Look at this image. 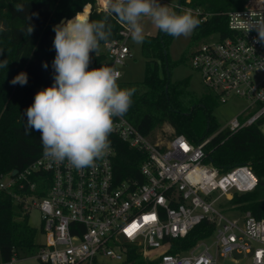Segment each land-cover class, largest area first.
<instances>
[{"label": "built area", "instance_id": "built-area-1", "mask_svg": "<svg viewBox=\"0 0 264 264\" xmlns=\"http://www.w3.org/2000/svg\"><path fill=\"white\" fill-rule=\"evenodd\" d=\"M98 1L107 10L104 0ZM260 17H264V0H247L244 9L228 14L229 35L216 34L217 41L204 43L192 53V69L222 104L236 95L258 107L244 122L234 118L221 130L235 133L264 118V45L255 42V29L247 32V25ZM120 24L121 37L105 44L108 60L100 67L121 74L131 55V35L128 25ZM217 134L197 144L184 135L154 139L124 116L117 117L110 136L146 155L141 165L143 184L117 182L116 151L110 142L106 155L83 169L67 161L53 162L43 154L15 176L3 177L0 191L13 194L27 211H40L44 242L36 258L43 264H101L104 258L126 264L132 249L156 264H222L225 260L264 264V217L230 204L238 217L228 219L218 209L227 196L230 203L234 193L254 191L259 180L248 165L223 173L205 163L206 146ZM203 223L208 225L206 237L188 250L171 252L176 240Z\"/></svg>", "mask_w": 264, "mask_h": 264}, {"label": "trees", "instance_id": "trees-1", "mask_svg": "<svg viewBox=\"0 0 264 264\" xmlns=\"http://www.w3.org/2000/svg\"><path fill=\"white\" fill-rule=\"evenodd\" d=\"M246 1L181 0L182 7L199 11L200 23L192 39L195 41L216 34L229 35L228 14L244 9ZM17 3L25 5L23 12L15 11L14 5ZM87 9L92 21L107 16V10L100 8L98 0H0V61H8L7 68H0V181L15 170L23 171L43 155L40 133H25L26 117L23 114L32 105L35 94L54 82L52 61L56 52L53 47V26L63 18L67 21ZM173 11L177 12L178 8L174 7ZM33 13H38V16ZM27 17H31V20L28 21ZM28 23L34 25L31 35L20 31ZM107 23L112 25V34L107 42L119 39L122 25L118 18L112 15ZM173 39L161 31L156 35L145 34V41L141 44V53L146 60L143 80H118L121 88L136 89L132 104L123 116L144 135H152L168 125L173 129L172 136L184 135L197 144L218 133L206 146L205 163L223 173L238 165L250 166L259 180L258 187L252 192L234 193L230 204L263 218L264 133L261 127L264 118L235 133L228 129L221 130L219 121L213 115L221 105L220 96L211 90L198 96L190 89V77L176 81L171 79L173 69L190 61L192 56V53H184L179 60L173 61L169 55ZM107 42L101 41L99 51L90 54V69L107 63ZM45 63L47 68L43 66ZM20 72L27 73V84L12 85L11 80ZM109 139L116 151L113 166L117 182L136 180L143 184L141 165L146 155L130 148L115 136H109ZM207 226L203 223L186 238L176 240V247L171 252L191 248L209 234L205 232ZM36 237L37 230L29 223V211L17 203L13 194L0 191V264L19 258L21 253H37L40 243ZM126 264L156 262L145 259L138 249H132Z\"/></svg>", "mask_w": 264, "mask_h": 264}, {"label": "clouds", "instance_id": "clouds-1", "mask_svg": "<svg viewBox=\"0 0 264 264\" xmlns=\"http://www.w3.org/2000/svg\"><path fill=\"white\" fill-rule=\"evenodd\" d=\"M106 5L107 16L102 20L92 21L81 12L53 26L54 82L35 94L32 105L23 114L25 133H40L45 158L56 163L67 161L76 169L94 166L97 159L106 155L114 119L127 113L136 92L134 87L119 86L121 74L114 68H89L90 54L97 53L100 42H107L112 34L108 17L115 15L127 24L136 44L145 41L143 18L174 38L189 37L200 23L190 9L178 13L160 0H106ZM14 9L23 12L25 5L17 3ZM253 29L257 32L255 42L264 45V17L247 25V32ZM20 31L31 35L34 25L28 23ZM7 65V60L0 61V68ZM43 66L48 67L47 63ZM27 82V73L20 72L10 83L24 86Z\"/></svg>", "mask_w": 264, "mask_h": 264}, {"label": "rangeland", "instance_id": "rangeland-1", "mask_svg": "<svg viewBox=\"0 0 264 264\" xmlns=\"http://www.w3.org/2000/svg\"><path fill=\"white\" fill-rule=\"evenodd\" d=\"M160 3L168 6L171 10L174 9V5H176L177 0H160ZM91 6V5H87ZM100 6V4H99ZM101 7V6H100ZM84 10V9H83ZM182 10H189L186 7H183ZM87 9L85 12H88ZM193 15L199 19V11L191 10ZM83 12V11H82ZM89 18V16H88ZM65 19V18H63ZM60 21V23L63 21ZM58 23V24H60ZM142 23L144 24L145 34L156 35L158 33V29H156L151 22L147 18H143ZM194 32V31H193ZM193 33L189 37H179L174 38L170 47H169V55L173 61L179 60L184 53H193L195 49L201 46L204 43L214 42L218 40L217 35H212L206 38H201L199 40L192 39ZM128 46L131 50V55L126 60V65L120 68L122 74V81L129 82H140L143 80L145 76V64L146 60L141 53V44H136L131 38L128 40ZM190 77L191 82V91L195 92L198 96H201L203 93L207 91L204 87L201 77L198 72L194 71L190 65V61H186L181 63L179 66L175 67L172 71L171 79L173 81L182 80L184 78ZM258 109L257 106L251 107V102L245 98L238 97L236 95H231L227 99V103L218 106L213 115L219 121L221 127H225L228 123L234 118H239L241 122H244L246 118L256 112ZM262 132L264 133V125L261 127ZM173 134V129L165 125L162 129L154 132L152 137L154 139L161 138L163 140H168ZM229 197L227 196L224 199V206L218 207L219 211L224 214V216L228 219H235L238 217V214L235 211L230 210ZM29 223L32 228L37 230V242L43 243L44 236L42 235V215L40 211L36 208H31L29 211ZM214 239L208 241L209 244H212ZM36 254L28 255L21 253L19 258L15 260L14 264H43L36 258ZM101 264H124L121 261L112 260L110 258H104L100 260ZM222 264H233L230 260H225Z\"/></svg>", "mask_w": 264, "mask_h": 264}, {"label": "water", "instance_id": "water-1", "mask_svg": "<svg viewBox=\"0 0 264 264\" xmlns=\"http://www.w3.org/2000/svg\"><path fill=\"white\" fill-rule=\"evenodd\" d=\"M180 4H181V0L179 1V5H180ZM179 11H180V10L178 9L177 12L179 13ZM63 21L66 22V19H63ZM17 173H18V171L15 170V171L13 172L12 176H15Z\"/></svg>", "mask_w": 264, "mask_h": 264}, {"label": "crops", "instance_id": "crops-1", "mask_svg": "<svg viewBox=\"0 0 264 264\" xmlns=\"http://www.w3.org/2000/svg\"><path fill=\"white\" fill-rule=\"evenodd\" d=\"M99 4H100V8L101 9H104V7H103V5H102V3H100V1H99ZM176 5H178V2L176 3ZM176 5H174V7L176 6ZM105 8L107 9V5H105ZM91 11V10H90ZM88 14H89V11H88Z\"/></svg>", "mask_w": 264, "mask_h": 264}, {"label": "bare ground", "instance_id": "bare-ground-1", "mask_svg": "<svg viewBox=\"0 0 264 264\" xmlns=\"http://www.w3.org/2000/svg\"><path fill=\"white\" fill-rule=\"evenodd\" d=\"M103 2H105V5H106V1L104 0ZM83 14L88 17L90 12H89V14H88V12H84Z\"/></svg>", "mask_w": 264, "mask_h": 264}]
</instances>
